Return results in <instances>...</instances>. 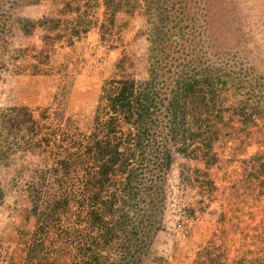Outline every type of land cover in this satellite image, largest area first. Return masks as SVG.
I'll use <instances>...</instances> for the list:
<instances>
[{"label":"trees","instance_id":"1","mask_svg":"<svg viewBox=\"0 0 264 264\" xmlns=\"http://www.w3.org/2000/svg\"><path fill=\"white\" fill-rule=\"evenodd\" d=\"M91 1L69 0L66 5L78 11L80 2L86 6ZM210 1L102 0L103 19L98 25L101 36L114 25L119 12L137 11L142 16L146 73L136 79L125 70V58L117 59V76L101 84L87 135L77 129L71 133L60 131L58 138L53 131L39 134L38 119L26 106L0 109V165L14 164L19 153L21 158L27 153L37 155L42 163L41 186L27 181L19 188L12 176L13 185L20 196H26L28 211L34 216L23 264H142L146 259H160L151 245L157 232L165 227L172 154L176 151L201 159L208 168L217 159L211 142L220 132V124H225L224 113L231 109L217 93L226 79L207 56L212 42L205 32L213 22ZM13 2L12 10L0 12V32L4 36L0 40V66L6 51L17 49L10 48L14 31L25 35L34 26L56 27L60 22L54 17L32 20L14 11V5L37 6L45 0ZM226 2L216 0L217 5ZM197 8L202 12L206 33L200 39L206 42L203 44L194 30ZM80 22L81 30L72 25V35L88 28V21ZM41 36L38 53L60 38L58 32ZM33 67V72L41 71L35 64ZM235 107L232 109L239 115L248 110L252 115L264 114L244 103ZM71 121V115H67V127H71ZM9 145L18 147L2 148ZM23 169L21 164L14 175L17 177ZM260 169V175L264 174V161ZM2 194L0 188V197ZM67 216L74 220L61 225ZM181 218L178 216L177 221ZM48 232L54 235L53 244L57 243L50 261L41 253L46 249L43 238ZM224 260L220 248L210 244L195 252L191 264H244L243 258L230 263Z\"/></svg>","mask_w":264,"mask_h":264},{"label":"rangeland","instance_id":"2","mask_svg":"<svg viewBox=\"0 0 264 264\" xmlns=\"http://www.w3.org/2000/svg\"><path fill=\"white\" fill-rule=\"evenodd\" d=\"M68 2L45 0L37 6L20 8L14 5L15 12L32 20L54 17L60 22L56 27L34 26L25 35L14 31L10 48L17 49L6 51L0 66V109L26 106L38 119L39 134L53 131L55 138L60 131L71 133L75 129L88 134L101 84L117 76L118 58H125V70L134 78L141 79L146 73V41L141 32L144 24L137 11L117 13L114 25L101 36L98 25L103 19L102 0H92L86 6L80 2L78 11L70 10ZM210 3L213 22L205 32L212 42L207 56L226 79L217 93L231 109L224 113L225 124H220V132L211 142L217 159L208 168L201 159L173 152L167 173L165 227L157 232L151 245L160 259H146L142 264H191L195 252L210 244L220 248L225 263L243 258L244 264H264V183H260L264 174L258 172L264 161V114L253 110L252 115L248 110L239 115L232 109L244 103L264 111V0ZM13 4V0H0V12L12 10ZM201 13L197 8L194 30L199 42L206 36ZM83 20L89 22L86 31L72 35V25L81 30ZM44 32H58L60 38L38 53ZM1 38L4 40L2 32ZM34 64L41 71L33 72ZM67 115L74 121L71 127L66 126ZM20 156H15L14 164L0 165V264H23L34 229V216L18 187L27 181L43 185L39 156ZM21 164L23 172L16 177L14 172ZM12 176L18 187L13 185ZM178 216H183L179 222ZM62 220L60 224L65 226L74 219L67 216ZM53 236L48 232L43 238L46 249L41 253L48 261L57 245L53 244Z\"/></svg>","mask_w":264,"mask_h":264}]
</instances>
